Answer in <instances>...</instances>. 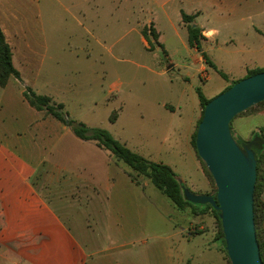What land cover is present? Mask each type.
<instances>
[{
    "label": "rangeland",
    "instance_id": "1",
    "mask_svg": "<svg viewBox=\"0 0 264 264\" xmlns=\"http://www.w3.org/2000/svg\"><path fill=\"white\" fill-rule=\"evenodd\" d=\"M2 1L3 6L11 10L8 14L19 15L18 26L34 50H26L24 44L21 46L25 55L21 74L27 85L62 102L70 118L90 127H102L118 140L126 141L133 151L151 161L169 165L184 188L204 194V178L197 169L196 149L192 144L201 117L196 89L211 99L238 80L240 68L236 58L231 60L229 54L222 53L216 59L219 68L213 62L215 66L208 65V78L203 58L199 54H187V24L179 22V9L201 8L200 21L216 26L221 36H233L249 32L252 24L264 31V0H240V9L234 13L214 12L202 0ZM144 28L148 35L146 41L141 33ZM150 30L155 31L156 38ZM252 38L253 46L258 48L262 44L258 35L253 33ZM209 54L214 57L212 52ZM255 55L263 59L264 48ZM10 86L19 101L21 87L16 83ZM162 103H167L166 107ZM257 108L253 105L231 121L230 130L237 140L251 137V130L259 119L244 115ZM120 110L124 112L112 124L109 117L113 112L118 116ZM69 134L76 140L71 132ZM69 141L64 142L70 143L68 149L84 154L86 159L85 147ZM42 148L36 146L37 152ZM110 155L118 171L135 176L130 167ZM93 166L88 168L92 175ZM201 167L203 169L202 164ZM89 176L86 179L91 180ZM207 178L210 187L205 193L212 194L215 184ZM195 183L199 189L193 186ZM144 193L152 202L146 216L148 225L142 233L117 235L113 230L107 231L103 219H96L92 211L74 206L73 211L77 213L73 217L84 223L76 229L78 237L88 248H96L100 258L110 255L113 262L122 259L121 255L126 252L129 260L154 264L159 256L156 246L160 245V264H167L178 253L184 257L181 264H230L216 239L219 229L211 212L196 215L190 208L177 210L149 180ZM123 209L131 219L126 223L138 226L132 221L133 208L125 206ZM158 212L160 217L152 216Z\"/></svg>",
    "mask_w": 264,
    "mask_h": 264
},
{
    "label": "crops",
    "instance_id": "2",
    "mask_svg": "<svg viewBox=\"0 0 264 264\" xmlns=\"http://www.w3.org/2000/svg\"><path fill=\"white\" fill-rule=\"evenodd\" d=\"M202 1H206L217 13H234L240 9V0ZM9 11L0 0V27L10 45L12 63L20 73V78L10 77L5 86H0V264H149L144 260H129L126 252L118 262H113L110 255L100 258L96 248H88L78 237L76 229L84 226V223L73 217L77 213L73 211L74 206H84L92 211L96 219H103L107 231L113 230L117 235L142 233L148 225L146 216L148 205L152 202L144 193L149 179L135 174L136 183L124 170H117L116 161L111 158L109 151L98 147L92 141L77 138L68 126L28 104L23 91L30 86L21 74L25 57L21 46L24 44L26 50L31 52L34 50L30 47L29 39L24 36V31L18 26L19 15L12 16L8 14ZM182 11L188 15H198L193 26L197 25L202 34L201 50L190 47L187 42L189 56H201L203 51L217 66L216 59L220 58V54L227 53L231 60L236 58L237 67L240 68L238 79L246 77L248 70L264 68V58L255 55L264 48V31L260 27L252 24L249 32L221 36L216 26H207L199 20V15L203 14L201 8L187 11L180 8L181 24L184 23L181 18ZM156 26L160 31L157 23ZM253 33L262 42L258 48L253 46ZM161 36L160 31L159 39L162 44ZM20 39L27 42L22 43ZM143 39L146 41L144 37ZM204 63L209 78V66L205 61ZM11 83L21 87L19 101L15 99V90L10 86ZM51 98L56 103H62ZM166 104L162 103L163 107ZM124 110H120L112 124H115ZM244 116L259 119L251 133L260 128L264 131V105ZM70 132L76 140L70 136ZM26 134L29 137L26 138ZM65 139L73 144L83 145L88 153L87 158L84 159V154L78 155L80 152L76 154L68 149L70 143L64 144ZM124 143L127 144L126 141ZM38 145L43 146L39 152L36 150ZM74 155L77 158L74 159ZM197 159L198 157L196 166L204 178L202 189L205 193L208 192L210 182ZM90 165L95 167L93 175L90 173L91 169H88ZM84 173L92 179H86ZM193 186L198 188L196 183ZM262 200L261 230L264 235V190ZM125 206L133 208L132 221H136L133 223L138 226L132 225V222L126 223L131 219L127 218L128 214L123 209ZM152 216L158 218L160 212L153 213ZM156 247L159 256L154 264H160V245ZM182 258L183 255L178 253L167 264H181Z\"/></svg>",
    "mask_w": 264,
    "mask_h": 264
},
{
    "label": "water",
    "instance_id": "3",
    "mask_svg": "<svg viewBox=\"0 0 264 264\" xmlns=\"http://www.w3.org/2000/svg\"><path fill=\"white\" fill-rule=\"evenodd\" d=\"M262 100L264 71L239 79L206 103L197 125L195 148L214 180L216 192L201 194L182 188L187 201L209 203L219 211L230 264H263L254 224V140L239 146L230 130L237 114Z\"/></svg>",
    "mask_w": 264,
    "mask_h": 264
},
{
    "label": "trees",
    "instance_id": "4",
    "mask_svg": "<svg viewBox=\"0 0 264 264\" xmlns=\"http://www.w3.org/2000/svg\"><path fill=\"white\" fill-rule=\"evenodd\" d=\"M194 17L195 15H188L183 11L181 12L182 21L187 24L188 45L190 47L196 48L197 50H201L202 49L201 29L197 25L196 26L192 25V23H194ZM150 31L152 35L156 38L155 31L154 30H150ZM141 33L145 39L148 37L145 28L142 29ZM200 54L203 60L208 65L215 66L212 63V61L208 58L206 53L202 51ZM261 71H264V68H254L248 70L246 76H250L252 74ZM220 73L224 78H227L226 74H224L221 71ZM10 77H14L18 79L20 78V73L12 63L11 48L5 39V35L2 31V28L0 27V86H5ZM238 80L233 81L225 89L229 88L232 84H234ZM196 92L198 94L199 103L201 107V117L197 122L198 125L203 115L204 106L210 99L206 98L201 93L199 88L196 89ZM23 95L30 106L34 107L37 110H45L47 114L53 116L61 123L68 126L72 131V133L77 138L84 141L94 142L98 147L109 151L117 161H122L123 163H125L128 167H130L134 171V173H136V175H142L148 178L150 182L154 185V187H156L161 193L165 194L168 197V199L171 201V203L175 206L177 210L185 211L187 208H190L192 213L196 215L206 214L208 212H211L213 217L217 221V225L219 229L218 236L216 239L220 241L222 250L226 252L223 232L219 220V211L214 209V207L209 203L201 205L187 201L183 195V191H182L183 185L178 182L175 172L169 165L160 162L151 161L148 158L144 157L143 155L133 151L124 142H121L120 140L115 138L108 130L102 127H90L81 121L70 118L67 112L64 110V104L56 103L48 95L38 94L30 87L25 88V90L23 91ZM263 105H264V100L256 103L254 106L261 107ZM251 107L247 109H250ZM116 117H117L116 112H113L109 117V120L111 122H114ZM197 125L195 129L194 137L192 139V144L194 148H195V135H196ZM230 129H231V122H230ZM232 135L234 136L239 146H243L248 142H250L251 140H254V143L252 144V148L256 156V181H255L254 194H253L254 224H255L256 238L259 245L261 260L264 264V235L261 230V219L263 212L262 193L264 190V131L261 128L258 130H254L251 133V137L247 140L242 138L240 140H237L233 132ZM197 157L201 161V164L203 166L206 175L211 179L212 182H214L210 172L207 170L206 165L199 158L198 154ZM136 175L134 176L131 173L129 174L130 178L136 183H138L136 180ZM215 192H216V186L214 193L212 194H215Z\"/></svg>",
    "mask_w": 264,
    "mask_h": 264
}]
</instances>
